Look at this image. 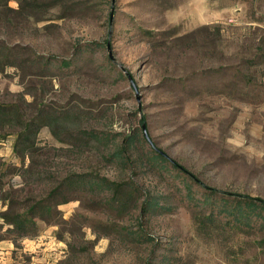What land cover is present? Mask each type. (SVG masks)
<instances>
[{"label":"rangeland","instance_id":"374dc122","mask_svg":"<svg viewBox=\"0 0 264 264\" xmlns=\"http://www.w3.org/2000/svg\"><path fill=\"white\" fill-rule=\"evenodd\" d=\"M0 76L41 123L0 159L40 263L264 264V209L198 181L264 198V0H0Z\"/></svg>","mask_w":264,"mask_h":264},{"label":"trees","instance_id":"16d2710c","mask_svg":"<svg viewBox=\"0 0 264 264\" xmlns=\"http://www.w3.org/2000/svg\"><path fill=\"white\" fill-rule=\"evenodd\" d=\"M5 63L6 62L4 61L3 64L5 65ZM3 66L1 64V68ZM7 126L9 127L18 126V129L16 130V140L14 144V149H15L17 156L21 157L22 161H24L27 155L30 156L31 153H34L37 150V142H38L37 140H38V134L41 128V123L37 122L36 118L29 119V121L23 119L22 113L20 112L16 104H9V103H4L0 101V136H5L6 133H3L2 130H4V128H6ZM134 139L135 137L133 135L127 137L126 144L132 143ZM145 140H149L151 142L150 137H147L146 135H145ZM152 145L154 147L153 149L157 150L153 154L154 157L160 158L162 160L170 159L173 161L175 165L185 168L176 159L169 157L165 151L156 147L154 143H152ZM27 171L31 172L29 169ZM198 181L203 183L205 186L210 188L212 191H220L226 194H237V195L242 196V198L238 200L237 203L235 204V207L237 210L234 209V216L239 220L250 223V220H252V217H251L252 213L255 212L256 208L261 207L264 209V198L263 197L253 196L250 194L237 193V192H233L230 190H223L215 186L207 185L201 179H198ZM3 183L4 182L2 181V177L0 175V188L1 189H2ZM154 202H152V204H154ZM37 206L38 204L31 205L30 213L35 212ZM45 206L50 207L51 205L46 204ZM19 216L20 215H17L9 221L16 225H19L20 227H23L27 223V221L32 220L31 216L30 218L28 217L29 216L28 213H27V216L26 215L23 217H19ZM14 218H18V219H14ZM261 223H262V226L264 227V215H262Z\"/></svg>","mask_w":264,"mask_h":264},{"label":"crops","instance_id":"0c3cea01","mask_svg":"<svg viewBox=\"0 0 264 264\" xmlns=\"http://www.w3.org/2000/svg\"><path fill=\"white\" fill-rule=\"evenodd\" d=\"M3 78L0 76V83ZM16 140V134L9 133L6 137L0 136V159L6 161L8 165L10 162L15 165H19L20 157H18L14 151V144ZM4 181L9 179L13 183L20 182V175L14 174L10 177V174H4L0 172ZM5 181V182H6ZM7 184V182H6ZM6 188H0V193L5 191ZM2 194V193H1ZM9 198L0 197V264H42L39 262L40 258L37 251L40 247L41 236H22L20 239V245H16L15 240L10 235V228L13 227L12 223L4 216V212L9 207ZM47 232V230H44ZM44 242V241H43ZM31 255L30 261H27V256ZM52 260V258H50Z\"/></svg>","mask_w":264,"mask_h":264},{"label":"water","instance_id":"95a60500","mask_svg":"<svg viewBox=\"0 0 264 264\" xmlns=\"http://www.w3.org/2000/svg\"><path fill=\"white\" fill-rule=\"evenodd\" d=\"M108 46H110V44H108ZM110 55L113 56L112 53H110ZM129 77H130V80H131L132 84L134 85V87H135V89H136L137 96H138V100L140 101V95H139V89H138V86H137V84H136V82H135V80H134V78H133V76H132L131 74L129 75ZM143 129H144V134H145L147 137H149V133H148V131H147V128H146V124H145V123H143Z\"/></svg>","mask_w":264,"mask_h":264},{"label":"built area","instance_id":"2783aa9c","mask_svg":"<svg viewBox=\"0 0 264 264\" xmlns=\"http://www.w3.org/2000/svg\"><path fill=\"white\" fill-rule=\"evenodd\" d=\"M229 20H233V17H232V18H230Z\"/></svg>","mask_w":264,"mask_h":264}]
</instances>
